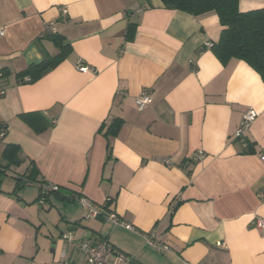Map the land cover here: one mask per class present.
I'll return each mask as SVG.
<instances>
[{"label": "crops", "instance_id": "obj_1", "mask_svg": "<svg viewBox=\"0 0 264 264\" xmlns=\"http://www.w3.org/2000/svg\"><path fill=\"white\" fill-rule=\"evenodd\" d=\"M238 8L263 9L264 1ZM47 28L70 44V55L37 82L17 85L16 74L57 53L48 41L35 43ZM221 31L214 12L195 17L160 0H0V66L8 74L0 155L17 145L24 160L0 187V264H82L78 242L99 240L125 264H264V231L254 225L264 219V84L245 63L215 58L209 48ZM143 91L151 99L139 112ZM246 109L258 116L235 140ZM32 112L52 127L35 134L18 118ZM114 119L122 128L106 138ZM198 151L205 157L194 162ZM30 162L41 183L15 192L14 177ZM52 186L96 205L111 201L108 210L134 231L86 220L76 199L53 194L41 206ZM152 230L167 252L146 246Z\"/></svg>", "mask_w": 264, "mask_h": 264}, {"label": "trees", "instance_id": "obj_2", "mask_svg": "<svg viewBox=\"0 0 264 264\" xmlns=\"http://www.w3.org/2000/svg\"><path fill=\"white\" fill-rule=\"evenodd\" d=\"M240 1L242 0H160L164 9L180 11L195 17L214 12L222 27V31L218 42L210 46L209 50L211 53L223 66L233 59L245 63L260 77L264 84V8L240 12L238 8ZM134 35L135 26L130 24L125 35V40L128 42L132 41ZM42 40L50 42L57 50V53L53 56L44 54L43 60L40 63L30 65L24 71L16 74L15 79L17 85H29L37 82L58 67L71 53L70 44L58 34L46 32L42 37L37 38L35 43H39ZM2 71L6 82L8 74L3 68ZM18 118L37 135L46 132L52 127V124L38 112L24 113L19 115ZM122 125V120H112L109 126L106 127L104 136L106 138L116 137ZM0 127L5 129L6 134V128L2 125ZM103 130L104 125L99 128L98 133H101ZM5 134L0 140L5 137ZM245 144L244 154H252L253 144L250 142H245ZM110 153L111 148L107 145L108 159L111 156ZM0 161L1 187L6 173L12 168L20 167L24 162L19 146L12 144L5 145L0 155ZM189 163L191 162L185 161L180 166L188 176L190 175V171L187 169V164ZM38 177L39 173L34 163L30 162L26 172L22 176L14 177V191L17 192L26 186L41 183L38 182ZM53 194L60 197L62 201L69 203L79 198L75 194L66 197L58 189L56 192L52 191L47 193L44 191L40 199L47 200V197ZM111 203V201L107 200L102 207L108 210ZM175 208L172 209V214Z\"/></svg>", "mask_w": 264, "mask_h": 264}, {"label": "built area", "instance_id": "obj_3", "mask_svg": "<svg viewBox=\"0 0 264 264\" xmlns=\"http://www.w3.org/2000/svg\"><path fill=\"white\" fill-rule=\"evenodd\" d=\"M60 15L64 19L66 16V8L60 9ZM49 28L46 29L48 32ZM76 70L78 72H86L90 71L87 66L82 64H78L76 66ZM6 82L3 75L2 67L0 66V98L5 94ZM151 96L148 91H143L140 93L138 97L135 98V107L137 111H143L148 104L150 103ZM258 114L253 109H246L241 116V120L238 128L234 133L235 140H242L243 136L246 132H248L256 120ZM5 134V129L0 127V138H2ZM244 144V148H245ZM205 155L203 152L198 151L194 156V162L201 161L204 159ZM264 160V155L261 157ZM164 165L169 166L170 161L164 160ZM58 190L57 187L52 186L45 189V192H56ZM78 206L84 211L85 219H98L101 218L105 222L111 224L113 227L119 226L125 230L134 231V228L131 224L126 223L120 219L114 212L104 209L102 205H96L85 198L79 197L75 200ZM39 204L41 206H45V200L41 198L39 200ZM255 228L258 230L264 231V219L257 218L254 220ZM66 238V237H64ZM145 244L147 247L153 249L156 252H167L169 250V246L162 240L161 236L155 231L152 230L144 235ZM77 248L79 252L84 257V261L82 264H125L127 259L122 254L116 252L105 240L99 241H80L77 244Z\"/></svg>", "mask_w": 264, "mask_h": 264}, {"label": "rangeland", "instance_id": "obj_4", "mask_svg": "<svg viewBox=\"0 0 264 264\" xmlns=\"http://www.w3.org/2000/svg\"><path fill=\"white\" fill-rule=\"evenodd\" d=\"M8 180H9V179H7V182H8ZM65 206L70 207V205H68V204H66ZM72 206H73V205H72Z\"/></svg>", "mask_w": 264, "mask_h": 264}]
</instances>
